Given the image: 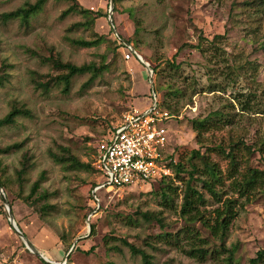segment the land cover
<instances>
[{
    "label": "rangeland",
    "instance_id": "obj_1",
    "mask_svg": "<svg viewBox=\"0 0 264 264\" xmlns=\"http://www.w3.org/2000/svg\"><path fill=\"white\" fill-rule=\"evenodd\" d=\"M37 1L0 0V75H7L4 85H0V119L9 114L12 103L25 106L31 113L17 118L13 127L0 130V147L23 144L15 153L0 155L10 178V189L4 191L21 230L55 262L65 261L70 244L83 238L75 246L81 251L74 250L68 264H144L142 257L131 253L121 240L147 251L153 264H250L264 250V196H252L250 203L239 209L225 242L226 251L202 222L189 223L206 240L209 252L217 250L202 261L159 237L180 232L188 224L180 210L184 182L174 176L168 180L172 187L179 188V198L175 196L173 205L162 204L163 186L159 181L134 185L118 193L101 191L98 202L93 192L102 177L97 172L72 169L69 157L95 168L100 144L111 138L123 115L133 110L144 112L154 105L155 88L145 65L125 48H120V53L114 50L113 39L122 42L117 36L134 39L137 53L151 66L160 64L162 69H168V63L175 62L181 65L184 76L197 80L193 103L186 98L176 107V101H166L173 109L165 107L174 114L167 122L168 152L177 153V160L187 170L192 162L200 165L198 158L190 160L193 152L209 157L221 170L222 183L216 185L219 198L223 201L231 196L230 160L222 150L228 152L230 144L244 142L253 152L248 155L242 146L234 148L242 158L240 171H245L246 160V165L262 168L259 149L264 148V16L242 6L244 0H121L118 12L112 14L113 27L111 0H77L79 12L68 15L64 13L74 4L72 1L47 0L28 22L1 18ZM81 10L99 12L103 17L88 25ZM216 36H222L219 46L228 62L243 69L224 90L212 93L206 90L212 82L206 60L191 46L202 40L211 42ZM75 40L99 43L85 48L75 44ZM56 57L76 66L94 64L107 68L93 78L90 72L74 76L65 91L63 84L51 81L68 72L57 67L53 60ZM47 82L51 83L47 89L40 87ZM161 85L162 91L157 94L160 103L168 92L167 82L162 81ZM247 95L255 98L253 110H243L236 99ZM213 115L222 123L203 133L199 144L192 120ZM25 154L30 157L32 168L23 195H28L34 182L44 174L42 189L51 194L49 202L59 208L58 213L44 220L16 195L19 187L15 172L21 168ZM55 156H62V163ZM183 177L187 178L185 174ZM195 184L205 199L200 211L206 218H214V210L221 203L200 182ZM138 211L157 213L165 227L156 221H144L136 215ZM92 247L94 252L86 254ZM230 251L234 252L233 263L228 260ZM0 264H43L12 229L1 196Z\"/></svg>",
    "mask_w": 264,
    "mask_h": 264
},
{
    "label": "trees",
    "instance_id": "obj_2",
    "mask_svg": "<svg viewBox=\"0 0 264 264\" xmlns=\"http://www.w3.org/2000/svg\"><path fill=\"white\" fill-rule=\"evenodd\" d=\"M69 1H72L74 4L67 11H65L64 15H68L73 12H79L77 0ZM113 1L115 4L114 11L118 12L117 4H119V1L121 0ZM46 2L47 0H38L33 5H28L13 12L5 13L1 16V18L5 21L19 18L24 23L28 22L30 17L40 11ZM241 5L247 7L248 9L250 8L252 11H254L255 14L261 13V16H264V0H244ZM80 13L88 18V25L103 17L101 13L96 12V14H94V12L90 10H81ZM136 33L137 30L135 31V35ZM219 39H222V36H216L211 42H209L208 40H202L200 44L191 46L195 49H198L206 60L205 67L207 68L208 78L212 81L211 84L206 88V90L212 93L215 91L224 90L225 85L228 86L233 83L236 78L240 76V73L243 69L242 66H233L228 62L225 51L222 50V48L219 46ZM121 40L123 42H127L129 45H132L134 49L139 52L137 46L135 45L134 39L125 40L121 37ZM113 41L115 42L114 50L117 53H120V48H125L130 52V50L124 43L118 42L117 39H113ZM74 43L81 47L89 48L98 44L99 40L93 42L85 40H75ZM262 49L264 50V44L262 45ZM53 60L58 68L68 71L66 74H62L57 78L51 80L56 84H63L66 88L65 91L68 90L71 79L74 76L90 72L93 74V78L97 76L103 68H107L97 67L94 64L76 66L70 62L64 63L57 57ZM167 67L168 69H162L160 64L151 66L154 72V88L157 94H160V91H162L161 82H167L168 92L164 94L165 101L161 102V106L167 109L165 107V105H167L169 109H173V106L171 104L166 103L167 100L176 101L177 107L180 101L185 100L186 98L188 101H190V103H193V96L197 93V80L195 78L191 79L188 76H184L181 72V65L176 64L175 62L170 61ZM218 79H221V82H217ZM6 80V74L0 75L1 86L4 85ZM50 84V82H47L39 85L40 87L47 89ZM179 84H184L186 87L181 88ZM189 91H191V94L188 96ZM236 99L239 100V103L241 104L243 110H253L256 106V103L254 102L255 98L250 95L242 96V98ZM173 111L177 112L178 110L174 109ZM170 113L174 115L171 111ZM28 116H31V113L25 106L19 105L18 103H12L9 114L0 119V130L3 128L13 127L16 124L17 118ZM221 121L222 119H219L214 115L207 116L203 119L192 120L193 129L197 132L198 143H202L203 133L220 127L222 123ZM114 132L115 129L113 133ZM240 146H242L241 149L246 151L248 155L253 152V149L250 146H247L244 142H236L230 144L228 152H226V150H222L226 157L230 160L229 179L231 182L229 184V188L232 192V195L227 196V198H225V200L223 201L221 200V198H219L220 194L216 191V185L218 183H222L221 170L217 167L216 164L211 162L209 157L205 155L202 156L199 152H193L190 160L198 158L200 161V165L192 162L190 170H187L181 161H177L176 164L172 165L173 176L177 179H180L179 181L184 182L185 185V188L182 192V203L180 204V210L181 215L186 218L188 224L180 232H177L175 234H161L159 237L162 238L165 243L173 245L177 248H181V250L190 257L202 261L206 260L209 257H212L217 250L209 252V250L205 248V246L207 245L206 240L200 237L199 232L195 230L192 224H189L195 221H200L202 222L204 227L209 230L211 236L220 241V248L226 251L225 242L229 237L231 226L239 214V209H244L245 205L250 203V199L252 196H255L256 194L264 196V148L262 146L259 149V152L261 154L260 164L262 168L246 165V160L245 171L242 172L240 171L242 158L238 157V152L234 149L235 147ZM22 147L23 144L19 143L7 147H0V155H9L15 153L22 149ZM219 149L221 150L222 148ZM175 154L177 155V153ZM55 160L62 163L61 161H63L64 158L62 156H55ZM30 161V157L25 154L21 161V168L16 170L15 172V182L19 187V192L16 195L26 205L32 208L33 211L42 220H44L46 217L58 213L59 208L57 205L51 204L49 202L50 197H52L51 194L42 189V183L45 180L44 174L41 175L40 178L36 180L31 186L30 193L26 196L23 195V188L26 182H28V174L32 168V164L30 163ZM69 161L71 162L69 164V167H71L72 169H80L87 172H97V174H99L96 166L94 168L91 163L81 162L72 155L69 157ZM6 170L7 169L2 165L0 161V185L7 192L10 189V178L7 176ZM183 174H185L187 178H184ZM171 177H163L159 180L160 185L163 186V188L161 189L160 198L164 206L173 205L175 202V198H179L178 186L172 187L169 184L170 181L168 180H170ZM199 182L204 189L209 191L221 203V206L214 210V218H206L205 214L200 211V205L205 203V199L203 197V194L197 189L196 184L194 185V183ZM136 215L148 223L156 221L160 223L161 227H165L162 218L157 213L138 211L136 212ZM136 221H138V218L136 219ZM94 230L95 226L92 225V231L94 232ZM182 233L183 235H181ZM59 239L62 243H66L64 237L59 236ZM108 240L109 237L105 239L106 245L108 244ZM185 240L187 242H185ZM121 242L123 245L129 248L131 253L141 256L144 264H153V257L148 254L147 251L137 248L133 244L128 243L126 240H121ZM72 246L73 245L70 244L69 248L71 249ZM185 246L189 247V249H185ZM75 250L81 251L80 248L77 247H75ZM94 250L95 248L92 247L85 253L91 254L94 252ZM233 256L234 252L230 251L228 260H230L231 263H233ZM70 261L71 255L68 259V262ZM43 264L46 263L43 262ZM250 264H264V250L259 251L256 258L250 260Z\"/></svg>",
    "mask_w": 264,
    "mask_h": 264
},
{
    "label": "built area",
    "instance_id": "obj_3",
    "mask_svg": "<svg viewBox=\"0 0 264 264\" xmlns=\"http://www.w3.org/2000/svg\"><path fill=\"white\" fill-rule=\"evenodd\" d=\"M128 49L134 56L133 50ZM154 97L150 109L124 114L111 138L100 144L95 166L103 181L93 192L98 202L101 191L118 193L134 185L173 176L172 165L178 160L175 153L168 152L167 122L174 116L161 106L155 91Z\"/></svg>",
    "mask_w": 264,
    "mask_h": 264
},
{
    "label": "water",
    "instance_id": "obj_4",
    "mask_svg": "<svg viewBox=\"0 0 264 264\" xmlns=\"http://www.w3.org/2000/svg\"><path fill=\"white\" fill-rule=\"evenodd\" d=\"M113 11H114V1L111 0V6H110V21H111V23H112V20H113L112 19ZM112 25H113V23H112ZM113 27H114V25H113ZM114 32H115V29H114ZM125 44L129 48H131L133 50V52L135 53L137 58L145 65V67L147 69V72H148V75H149L150 80H151V84L154 86V81H153L154 72H153V70L151 68V65L148 62H146L143 59V57L141 55H139L137 53V51L131 45H129L127 42H125ZM0 196H1V198L3 200V203H4V206H5V210H6V214H7V217H8V221H9L12 229L14 230V232L23 241L25 247L31 253L36 255L40 260H42L46 264H68V259H69L70 255H71V253L75 250L76 243L78 242V240L83 239V238H80V239L76 240V242L74 243V245L70 249L69 253L67 254L65 261H63V262H55V261L50 260L48 257H46L42 252H40L35 247V245L31 242V240L26 236V234L18 226V224H17V222L15 220V216H14L12 207H11V205L9 203V200H8V198L6 196V193H5V191H4V189H3V187L1 185H0ZM90 234H91V225H89V235Z\"/></svg>",
    "mask_w": 264,
    "mask_h": 264
},
{
    "label": "bare ground",
    "instance_id": "obj_5",
    "mask_svg": "<svg viewBox=\"0 0 264 264\" xmlns=\"http://www.w3.org/2000/svg\"><path fill=\"white\" fill-rule=\"evenodd\" d=\"M47 257V256H46Z\"/></svg>",
    "mask_w": 264,
    "mask_h": 264
}]
</instances>
